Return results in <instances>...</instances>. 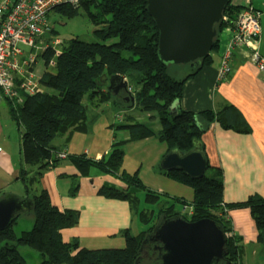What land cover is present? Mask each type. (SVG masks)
Segmentation results:
<instances>
[{
  "label": "trees",
  "instance_id": "16d2710c",
  "mask_svg": "<svg viewBox=\"0 0 264 264\" xmlns=\"http://www.w3.org/2000/svg\"><path fill=\"white\" fill-rule=\"evenodd\" d=\"M146 1L80 0L76 5L60 4L51 9L50 12L66 19L84 15L94 26L93 34L99 42L78 38L61 41L60 54L54 59L52 68L47 66L54 57V50L45 48L41 59L46 70L39 80L42 91L23 94L21 103L16 106L9 103L11 119L20 135L22 167L17 179L22 185L21 198L31 204L29 215L33 224L29 230L16 236L12 230L16 217L8 228L0 231V264H26L18 251L20 245L38 253V264H158L159 252L154 248L160 244L151 241L154 227L160 218L178 216L189 222L212 220L226 235L224 258L216 264H237L241 238L233 234L226 214L231 209L249 210L257 231L256 241L264 257V198L253 195L244 202L225 205L222 171L210 167L201 142L202 135L214 122L224 130L240 134H249L250 128L230 104H224L217 112L193 113L176 107L185 81L210 65L211 53L196 60L193 67L176 65L179 67L175 76H171L169 65L158 57V31L147 13ZM241 9L231 0L225 6V20L216 26L212 51L218 47L220 32L232 25ZM53 32L45 34L52 37ZM52 39L49 38L50 44ZM181 68H187L188 73L182 72ZM115 75L125 78L128 83L127 89L116 95L107 91V83H103L104 76ZM183 75L186 76L182 78ZM87 101L97 107L107 102L112 104L116 110L113 119L118 123L111 126L114 134L124 131L128 139L114 141L109 153L100 160L85 154H71L61 159L58 157L61 151L52 145L54 139L73 131L85 132L86 127L97 119V116L89 115ZM131 108L143 114L145 121H134V116L124 113L122 118V112L118 113ZM151 118L158 120L159 131L152 128ZM147 138L165 143L167 153H185L198 148L206 159V171L213 169L211 176L204 174L191 179L182 171H165L158 167L166 178L192 190L190 215L180 214V206L187 203L184 199L155 193L142 184L138 173L128 174L122 169L123 146ZM63 163L73 166L81 177H88L91 170H96L117 178L124 185L123 188L103 185L98 191L103 197L127 202L132 212L138 215L142 229L136 235L128 230L121 232L125 239L124 248L88 250L80 248L76 240L62 241L61 230L77 224L78 212L60 211L53 206L40 181L46 171ZM140 196H143L142 203L157 209H139Z\"/></svg>",
  "mask_w": 264,
  "mask_h": 264
},
{
  "label": "crops",
  "instance_id": "0c3cea01",
  "mask_svg": "<svg viewBox=\"0 0 264 264\" xmlns=\"http://www.w3.org/2000/svg\"><path fill=\"white\" fill-rule=\"evenodd\" d=\"M13 1L7 0L8 3ZM236 5H251L260 13L257 47L264 59V0H238ZM228 30L226 27L220 32L218 47L210 52V65L185 81L182 97L176 104L177 108L193 113L205 110L217 112L224 104H230L250 128L249 134H240L224 130L214 122L201 137L210 167L222 171L225 205L244 202L253 195L264 198V73L258 72L250 63V51L243 47L232 51V72L227 80L217 81V69L229 39ZM87 102L89 115H95L97 119L86 127L87 131L59 135L52 145L67 155L85 154L91 159L100 160L109 153L114 141L127 140L128 134L124 131L114 134V127L111 126L118 123L113 119L116 110L112 104L107 102L97 107L95 103ZM119 112H122V118L125 117L124 113L134 116V121L145 119L135 108ZM155 121L150 119L151 123ZM19 138L18 128L10 116L9 102L0 99V194L11 193L21 198L22 185L17 179L22 167ZM166 151V144L155 138L126 143L123 146L122 169L128 174L138 173L142 184L151 191L173 195L190 203L192 190L159 172V163L167 154ZM40 183L53 206L60 211L78 212L77 224L61 230V239L65 243L76 240L80 248L88 250L122 249L125 239L121 232L128 230L130 234L136 235L142 229L138 215L132 212L127 202L98 194L103 185L123 188L124 185L115 177L100 174L96 170H91L88 177H81L73 166L63 163L46 171ZM142 205L143 209L149 208V205ZM226 214L233 234L241 238L237 264H264L249 210L231 209ZM23 217L27 222L19 234L29 230L33 224L30 215ZM19 252L26 264L25 255L33 259V264L39 263L38 253L31 248L19 247Z\"/></svg>",
  "mask_w": 264,
  "mask_h": 264
},
{
  "label": "water",
  "instance_id": "95a60500",
  "mask_svg": "<svg viewBox=\"0 0 264 264\" xmlns=\"http://www.w3.org/2000/svg\"><path fill=\"white\" fill-rule=\"evenodd\" d=\"M229 1L147 0V13L158 31L160 61L193 67L196 60L210 56L217 36L216 26L223 21ZM103 83H107L106 90L114 95L127 89V81L117 75L104 76ZM206 166L198 148L185 153L171 151L159 163L162 170L182 171L191 179L202 177ZM30 209L28 200L5 193L0 197V231L8 228L16 217L29 215ZM151 241L160 244L154 248L159 252L158 264H216L225 255L226 235L209 219L189 222L180 216L160 218Z\"/></svg>",
  "mask_w": 264,
  "mask_h": 264
},
{
  "label": "built area",
  "instance_id": "2783aa9c",
  "mask_svg": "<svg viewBox=\"0 0 264 264\" xmlns=\"http://www.w3.org/2000/svg\"><path fill=\"white\" fill-rule=\"evenodd\" d=\"M78 2L79 0H15L0 5V99H6L15 106L21 103L22 94L33 95L40 92L38 77L32 74L36 55L31 50L35 48V41L47 32L46 18L51 9L60 4L76 5ZM259 19L260 13L251 5H245L232 26L228 27L229 39L221 55L217 81L227 80L232 72V51L243 47L250 51V63L258 72L264 73V59L257 47L260 38ZM25 52L28 56L23 58ZM57 55L58 51H55V56ZM49 65H54L53 59ZM58 157L63 159L66 155L59 153ZM180 211L182 214H190L192 208L184 204Z\"/></svg>",
  "mask_w": 264,
  "mask_h": 264
},
{
  "label": "rangeland",
  "instance_id": "374dc122",
  "mask_svg": "<svg viewBox=\"0 0 264 264\" xmlns=\"http://www.w3.org/2000/svg\"><path fill=\"white\" fill-rule=\"evenodd\" d=\"M1 2L4 3V2H7V0H0V3ZM231 2L236 4L238 2V0H231ZM64 4H69V3H64ZM46 27H47V31L49 33L52 30L54 31L53 33H51L52 36H53V39L51 40V42H53V44L49 43V37L50 36H48L47 34L43 33L39 37V39H37L35 41V48L33 50H31V52L36 55L34 63H33V64H35V68H34V71H33L34 73H32V74L35 75L36 77H38V79H37L38 80V84H39L38 88H40V91H42V87H41V85L39 83L40 76H41V73H43L46 70V67H44L42 59H41L42 51H39L40 49H45V48L51 47L54 50V57L52 58L54 60L56 58L55 51H58V55L60 54L59 46L61 45V41L66 42V41H68L70 39L78 38V39L86 41V42H99L98 39L93 34L94 26L88 21V19L84 15H79V16L74 17L72 19H66V18L60 17L59 15H57L54 12H49V14L47 15V18H46ZM57 41H58V43L56 44ZM27 56H28V53L25 52L23 54V58H26ZM54 65H55V62H54ZM53 66H50L49 63H48L47 67L48 68H52ZM178 67L179 66H176V65H169V67H168L169 74L171 76L172 75L175 76L174 72H175V70ZM184 70H188V69L185 68ZM16 76L18 77V75H16ZM177 78L180 79V77H177ZM4 100H6V99H4ZM21 101H22V96H21ZM12 105L14 106L13 103H12ZM151 125H152V128L155 131H159L160 126H159L158 120H156L155 122L151 123ZM155 140L159 141L156 138H155ZM205 174L207 176H211L213 174V169H208L205 172ZM170 197H174V196L171 195ZM140 199H141V201L139 203L140 204L139 205V209H143V208H141V207H143L142 204H144V203H142L143 196H140ZM148 209L156 210L157 207L149 205ZM22 218H24L23 215H20V217H18L13 224L11 223L12 224V230L14 231V234L16 236H19L23 232L22 231L19 234V231H20L21 227H23L26 224V222H27V221H24V219H22ZM19 247H28V246L20 245ZM19 247H18V251H19ZM28 248H30V247H28ZM25 257H26L27 264H33V259H31L30 256L25 255Z\"/></svg>",
  "mask_w": 264,
  "mask_h": 264
},
{
  "label": "clouds",
  "instance_id": "9594fccd",
  "mask_svg": "<svg viewBox=\"0 0 264 264\" xmlns=\"http://www.w3.org/2000/svg\"><path fill=\"white\" fill-rule=\"evenodd\" d=\"M242 8H243V7H242ZM223 20H225V18H224ZM230 26H232V25H230ZM230 26H227V27H230ZM225 28H226V27H225ZM43 50H44V49H43ZM43 50H42V51H43ZM124 79H125V78H124ZM125 80H126V79H125ZM126 81H127V80H126ZM127 85H128V83H127ZM59 153H65V152H64V151H61V152H59ZM59 153H58V154H59ZM65 155L67 156L66 153H65ZM185 204H187V205H189V206L191 207V204H190V203H185ZM183 205H184V204H183ZM181 206H182V205H181ZM181 206H180V208H181ZM191 208H192V207H191ZM191 213H192V211H191ZM191 213H190V214H191ZM180 214H182L181 211H180ZM190 214H182V215H190Z\"/></svg>",
  "mask_w": 264,
  "mask_h": 264
}]
</instances>
